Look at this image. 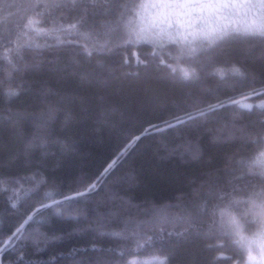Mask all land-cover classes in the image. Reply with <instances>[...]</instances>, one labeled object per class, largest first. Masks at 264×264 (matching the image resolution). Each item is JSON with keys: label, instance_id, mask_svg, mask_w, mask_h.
Returning a JSON list of instances; mask_svg holds the SVG:
<instances>
[{"label": "trees", "instance_id": "16d2710c", "mask_svg": "<svg viewBox=\"0 0 264 264\" xmlns=\"http://www.w3.org/2000/svg\"><path fill=\"white\" fill-rule=\"evenodd\" d=\"M142 1L119 0L121 3L135 4ZM100 2L103 3L104 0ZM61 16L64 17V23L72 19V16L63 10H54L47 23L34 27L47 29L51 27L52 19L60 23ZM11 19L15 20L16 16ZM112 19V15L99 9L93 18L94 22L90 21L88 28L80 29L90 32L89 38L76 34L64 37L74 43L60 49L64 54L59 63L69 66V75L60 83H57L53 73L47 71V63L39 72L25 68V65H32L37 60L57 62L53 55L56 49L47 47L56 42L52 36L46 32L30 31L31 41L40 47L25 49L22 60L12 54L11 63L5 59L8 55L7 46L0 41V143L7 144L9 148L23 147L33 135L39 133L31 118L46 113L47 108L37 105L35 99L46 88H59L70 95L80 91V75L91 73L101 78L108 77L102 92L109 97L107 110L103 115L96 110L85 117L78 107L61 105L55 119L48 123L52 136L43 149L49 154L48 167L37 173H19V183L0 184V211L8 208L10 213L6 222L15 224L31 215L33 219L25 225V230L36 241L34 243L33 239L26 240L17 244L14 250L5 252V264L10 260L17 261L21 255L25 260L40 261L42 264H69V253L73 247H86L93 243L98 246H111L115 249V255L125 264L132 260L145 261L162 257L165 253L157 247L137 248L135 242L130 239L100 237L94 231H89L87 234L73 233L69 240L67 234L78 228L94 229L97 214L111 220L107 225L109 230L122 228L121 221L125 218L146 222L143 231L161 226L169 230L182 229L183 225L177 218L185 212L186 205L193 198L196 185L191 181L198 177L201 171V165L194 159L198 153L191 151L190 147L199 143L202 148H206L209 139L206 134H201L197 141V134H188V130L203 124L205 128L213 130V135L223 140L229 135L238 137L240 124L259 119L258 107H253L249 113L230 103L241 101L256 106L264 102V96L253 94V90L260 92L264 79V61L260 58L258 38L220 43L195 57H181L179 46L171 42L163 49L154 48L144 42L115 47L120 44L122 33L117 31L110 36L104 35V24ZM105 39L109 40L108 46L113 47V53H99L90 47L91 57L84 54L85 45L91 46L94 41ZM145 60L149 62L147 66L142 63ZM181 68L194 70L196 79L184 80ZM73 69L77 73L75 76L71 75ZM145 87L154 90L150 97L144 95ZM87 94L94 97L98 93L95 89H89ZM48 99L52 103L57 100L52 95H49ZM156 99L167 105L168 111L147 115L132 127L128 117ZM220 101H223L226 107L209 113L206 124L203 118H198L187 121L181 128L167 129L161 122L171 121L169 112L183 119L186 118V113L194 114L197 108L206 109L209 104ZM13 113L27 114L29 117L23 123L24 140L20 143L10 138L3 124V118ZM237 113H242L243 118L237 121V127L233 128L232 117ZM145 120H150L161 130L149 128L148 134L118 161L113 177L124 175L126 178L118 188L113 189L115 196L106 195L112 187L113 177H109L101 196L89 197L97 204L95 212L91 210L93 205L88 206L87 219L83 215L78 220L67 219L56 215L54 207H41L42 204H51L52 200H61V194L69 195L71 190L76 188L73 184L77 174L72 164L74 156L82 158L90 171L97 172L120 151L125 142L123 137L117 139L111 135L110 127L116 126L139 133L141 126L147 127ZM255 150V145H249L241 155L247 156ZM210 155L216 157L215 152ZM13 175L17 173L13 172ZM52 176L57 177L64 186L53 184L50 179ZM46 193H51V197L46 196ZM11 204L16 207H10ZM60 207L62 211L67 210L73 214L82 208L78 204ZM112 213L120 215L111 216ZM256 230L253 225L247 228L245 235H251ZM201 231L207 234L197 241L195 251L202 264H243L246 260L247 254L226 235L218 230L209 232L207 225ZM5 232L6 229L0 228V246ZM54 237L56 239H53ZM221 244L223 247H219ZM217 256H227L231 259H215Z\"/></svg>", "mask_w": 264, "mask_h": 264}, {"label": "snow or ice", "instance_id": "6c2138e0", "mask_svg": "<svg viewBox=\"0 0 264 264\" xmlns=\"http://www.w3.org/2000/svg\"><path fill=\"white\" fill-rule=\"evenodd\" d=\"M99 9H103L104 13L113 16L111 21L104 24L106 28L104 35L110 36L117 31L122 33L120 44L115 47H119L121 44L144 42L154 48L163 49L171 42L179 46L181 57H195L200 52L211 50L220 43L258 38L261 50L260 58L264 61V0H144L140 4L121 3L119 0H104L103 3L100 0H26V2L25 0H0V41H3L7 46L6 52L8 53L5 59L11 63L10 56L15 54L22 60L25 49L40 47L31 41L29 32H46L56 41L55 44H49L47 47L56 49L53 55L57 58V62L37 60L32 65H25V68L39 72L44 69L47 63V71L54 74L57 83L64 81L69 75V66L59 63L60 57L64 54L60 49L74 43L64 37L76 34L86 39L89 38L90 32L80 31V29L88 28L90 21L94 22L93 18L98 14ZM54 10H63L66 14L71 15L72 19L64 23V17L61 16L60 23L52 19L51 27L47 29L34 27L41 23H47ZM149 11H151V25L137 27V19L142 21L144 15ZM225 12H241L251 17V23L243 29L242 34L227 27H199L196 24L198 20L220 18L221 14ZM13 16H16L15 20L11 19ZM14 33L15 38H13ZM108 45V39L96 40L91 46H84V54L91 57L90 47L99 53L111 54L114 49ZM142 63L147 66L149 62L145 60ZM161 63L163 64V61ZM169 67L171 66L169 65ZM172 70L175 72V68ZM76 74L73 69L71 75L75 76ZM181 74L184 80L196 79L194 70L189 71L181 68ZM79 82L80 91L70 95L60 91L59 88L55 90L46 88L44 92L36 96L37 105H44L47 108L46 113L31 118L39 129V133L33 135L23 144V147L16 149L9 148L5 143H0V184L19 183V173L24 171L37 173L48 167L49 154L43 150L52 136L48 130V123L55 119L61 105L70 104L78 107L85 117L96 110H99L101 115L106 112L109 97L103 94L102 88L106 86L108 77L101 78L91 73L81 74ZM89 89H95L98 94L94 97L88 95ZM153 91L151 87L143 89L146 97H150ZM253 94L264 96V79L261 82L260 92L256 93L253 90ZM15 95H19V93H15ZM49 95L57 98L56 103L49 101ZM230 103L238 105L249 113L253 107H258L259 119L249 121L247 124H240L238 137L229 135L223 140L213 135V130L205 128L203 124L188 130V134H197V141L201 134H206L209 139L206 148H202L199 143L190 147L191 151L198 153L194 159L201 165V171L199 176L191 181L196 185L193 198L186 205L185 212L177 218L183 225L182 229L169 230L161 226L143 231L146 222L125 218L121 221L122 228L109 230L107 225L111 223V220L97 214V223L94 229H74L73 232L67 234V238L71 240L73 233L87 234L89 231H94L100 237L130 239L135 242L137 248L154 246L165 253L162 257H154L150 261L132 260L127 264H202L195 249L197 241L207 234L201 231L207 225L209 232L218 230L232 239L240 250L247 254L243 264H264V102L256 106L241 101H230ZM224 107L226 105L223 101L209 104L206 109L197 108L194 114L186 113V118L183 119L169 112L171 121L162 120L161 122L167 129L181 128L187 121H194L198 118H203L206 124L209 113ZM158 111H168V106L158 99L152 100L131 114L128 117L129 123L134 127L138 120L144 119L147 115H154ZM242 118V113L233 115V128L237 127L236 122ZM28 119L27 114L20 113H13L3 118L5 131L9 133L14 142L20 143L24 140L23 123ZM67 119L66 114V122ZM145 123L147 127L141 126L139 133L116 126L110 127V134L117 139L123 137L125 142L120 151L97 172L90 171L82 158L74 156L72 164L77 174L73 184L76 185V188L72 189L69 195L61 194V200H52L51 204H42L41 207H54L56 215L64 216L67 219L78 220L81 215L87 219L88 206L93 205L91 210L95 212L97 204L89 197L101 196L105 182L109 177H113L118 161L148 134L149 128L161 130L150 120H145ZM249 145L256 146L255 152L247 156L241 155V152ZM212 152L216 153L215 158L210 155ZM13 172L17 175H13ZM125 178L124 175L113 177L112 187L108 189L106 195L115 196L113 189L118 188ZM50 179L53 184H57L59 187L64 186L57 177L52 176ZM51 195V193H46L49 198ZM72 204L81 205V211L73 214L70 211L61 210V205L70 206ZM10 207L15 208L16 205L11 204ZM9 215L8 208L0 211V228L6 229L2 246H0V264H5V252L14 250L17 244H22L29 239L36 242L32 235L25 230V225L33 217L28 215L26 219L12 224L10 221L6 222ZM110 215L118 216L120 214L112 213ZM253 225L257 230L251 235H245L247 228ZM45 242H47V238H45ZM219 247H223V244ZM69 256L71 257L69 264H125L115 255V249L111 246H98L95 243L86 247H73ZM215 259L224 260L231 259V257L217 256ZM7 264H42V262L25 260L21 255L17 261L10 260Z\"/></svg>", "mask_w": 264, "mask_h": 264}, {"label": "rangeland", "instance_id": "374dc122", "mask_svg": "<svg viewBox=\"0 0 264 264\" xmlns=\"http://www.w3.org/2000/svg\"><path fill=\"white\" fill-rule=\"evenodd\" d=\"M142 2H144V0ZM151 23H152L151 11H149L144 15L142 21L137 19L136 26L148 27L151 25ZM250 23H251V17L246 16L241 12H225L221 14L220 18L214 17L209 20L196 21V24L199 27H227L230 30L239 31V32H243V29L246 28Z\"/></svg>", "mask_w": 264, "mask_h": 264}]
</instances>
